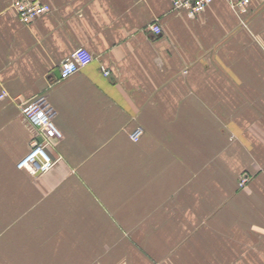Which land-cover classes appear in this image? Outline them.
Instances as JSON below:
<instances>
[{
  "label": "crops",
  "instance_id": "1",
  "mask_svg": "<svg viewBox=\"0 0 264 264\" xmlns=\"http://www.w3.org/2000/svg\"><path fill=\"white\" fill-rule=\"evenodd\" d=\"M39 1L25 24L0 0V263L264 264V0L242 17L226 0L195 16ZM77 48L89 58L63 79ZM29 102L60 133L36 176L16 166Z\"/></svg>",
  "mask_w": 264,
  "mask_h": 264
},
{
  "label": "built area",
  "instance_id": "2",
  "mask_svg": "<svg viewBox=\"0 0 264 264\" xmlns=\"http://www.w3.org/2000/svg\"><path fill=\"white\" fill-rule=\"evenodd\" d=\"M212 1L213 0H172V8L178 11H184L190 16H195L198 13H202ZM226 1L239 17H242L247 12L250 3V0ZM11 8L15 11L19 20L25 24L32 22L38 16L50 10L48 4L42 3L39 0H12ZM149 29L154 34H160L161 32V28L155 23H152ZM88 58L83 48L75 49L60 63V77L65 79L77 72ZM102 72L105 76L109 74L108 70L103 69ZM3 95L4 93H1V96ZM21 112L29 125L34 128L37 133L33 138L30 151L17 163V166L20 169L27 170L32 175H39L49 170L55 163L54 159H52L47 152L46 147L49 144L48 141L51 139V136L59 137L60 133L52 124L48 113L43 110L37 102H29L22 105ZM142 132V128L137 127L130 134L131 140L137 141ZM247 180L248 177L242 175L239 180V186H243Z\"/></svg>",
  "mask_w": 264,
  "mask_h": 264
},
{
  "label": "rangeland",
  "instance_id": "3",
  "mask_svg": "<svg viewBox=\"0 0 264 264\" xmlns=\"http://www.w3.org/2000/svg\"><path fill=\"white\" fill-rule=\"evenodd\" d=\"M35 135H36V134H35ZM35 135H34V136H35ZM46 150H47V149H46ZM47 152H48V151H47ZM54 161H55V160H54ZM53 165H54V164H53ZM53 165H52V167H53ZM16 166H17V165H16ZM52 167H50V169H51ZM17 168H18V166H17ZM18 169H20V168H18ZM50 169H49V170H50ZM21 170H25V169H21ZM49 170H47L46 172H48ZM25 171H27V170H25ZM27 172H28V171H27ZM46 172H43V173H46ZM28 173H29V172H28ZM43 173H41V174H43ZM31 175H32V174H31ZM35 176H36V175H35ZM3 233H4V230H1V231H0V235L3 234ZM0 264H5V263H0Z\"/></svg>",
  "mask_w": 264,
  "mask_h": 264
}]
</instances>
